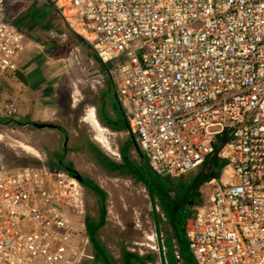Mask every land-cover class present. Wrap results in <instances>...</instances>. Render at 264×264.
Returning a JSON list of instances; mask_svg holds the SVG:
<instances>
[{
	"label": "built area",
	"instance_id": "built-area-1",
	"mask_svg": "<svg viewBox=\"0 0 264 264\" xmlns=\"http://www.w3.org/2000/svg\"><path fill=\"white\" fill-rule=\"evenodd\" d=\"M59 1L69 29L114 65L128 134L156 175L203 170L215 153L224 163L185 223L194 263L264 264V0ZM7 5L0 82L25 42ZM17 115L0 101V117ZM79 186L62 169L0 159V264H83L70 220L83 207Z\"/></svg>",
	"mask_w": 264,
	"mask_h": 264
},
{
	"label": "crops",
	"instance_id": "crops-1",
	"mask_svg": "<svg viewBox=\"0 0 264 264\" xmlns=\"http://www.w3.org/2000/svg\"><path fill=\"white\" fill-rule=\"evenodd\" d=\"M61 3L8 0L7 18L25 35V42L17 71L0 82V101L13 102L23 124L42 125L32 127L34 144L44 153L45 161L54 162L52 168H67L70 176L83 178L84 183L78 182L83 207L70 217L80 232L76 244L83 248V264H190L182 258L177 229L164 212L169 197L162 198L159 190L160 181H166L173 197L170 179L200 172L160 177L151 170L128 134L124 110L115 96L114 65L103 63L92 47L69 29L59 9ZM91 109L101 128L114 135L115 153L104 154L91 138L84 140L86 130L77 132V128H85V115ZM78 138L86 145L81 142L79 146ZM21 142L25 152L39 157L30 147V139L24 137ZM214 179L205 182V190L200 187L203 200L190 211L210 198L208 182ZM149 236H153L157 252L142 247Z\"/></svg>",
	"mask_w": 264,
	"mask_h": 264
},
{
	"label": "rangeland",
	"instance_id": "rangeland-1",
	"mask_svg": "<svg viewBox=\"0 0 264 264\" xmlns=\"http://www.w3.org/2000/svg\"><path fill=\"white\" fill-rule=\"evenodd\" d=\"M43 15L44 12L40 14L41 17ZM6 120L8 119L2 116L0 117V158H2L3 161H5L8 167L32 168L38 166L40 162L41 163L43 162L44 165L47 164L45 165L47 167L49 164L54 165V162L51 159L45 161L43 158L44 153L36 149L34 143H37V141L35 140V131L32 128L33 126H31V123L27 125L23 124L25 122H20L17 119V116L12 120L14 122V123L12 122V124H9L10 122ZM124 120L120 122V124H122ZM22 124L26 126H23ZM83 125L85 126V128L81 130H78L77 128V132L81 133L84 132L83 130H86L85 133L87 132L88 136L84 137L85 141H88V138H91L94 144L97 146V148H99L104 154L110 155L112 152L115 153L114 148L112 146V144L114 143L113 134L106 131L104 133V137L107 139L109 148L112 149L111 152H108L95 140V138L97 137L96 131L91 129L87 124H83ZM11 128H14L16 130H13ZM24 137H27L28 139H30V141H32L31 146L30 144L27 145L32 147L35 151H37L39 157H34L33 155L25 152L22 149L21 141L24 139ZM84 140L78 138L77 144H79L80 146L82 142L83 146L86 145V142ZM85 161L88 162L87 157H85ZM199 172L200 173H194L188 176H184V178L170 179L169 181L170 186L172 189L174 188L175 196L173 197L169 196L168 194L169 186L166 183V181L165 182L160 181L161 184L160 187L162 190H159L157 187L153 186L155 187V191L156 190L160 191L159 194L161 195L162 198L165 197V195L166 196L168 195L169 197L168 200L166 199L168 205L170 206V212L168 213V220L172 225H174V228L177 229L178 242L180 243V248H181L180 254L182 258L185 261L189 262L190 264H193V257L190 253L188 240L185 236L184 224L192 214V211H190L191 208L195 204H197L198 202L200 203L203 200V194L201 193L200 187L203 188V190H205L204 189L205 177L201 175L206 172L205 166L203 170Z\"/></svg>",
	"mask_w": 264,
	"mask_h": 264
},
{
	"label": "trees",
	"instance_id": "trees-1",
	"mask_svg": "<svg viewBox=\"0 0 264 264\" xmlns=\"http://www.w3.org/2000/svg\"><path fill=\"white\" fill-rule=\"evenodd\" d=\"M6 121H9L10 122L9 124H12V122H13L12 120H6ZM52 166L53 165L49 164L48 168L54 169V167L52 168ZM204 166H205L206 172L201 174V175H203L205 177V182H207L211 178L217 179L220 176L222 168L224 166V163L218 159V157L216 156V153H215V154H213L207 158V161H206ZM164 212H166L167 217H168V213L170 212V206L168 205V202L165 204ZM172 226L174 227V225H172Z\"/></svg>",
	"mask_w": 264,
	"mask_h": 264
},
{
	"label": "bare ground",
	"instance_id": "bare-ground-1",
	"mask_svg": "<svg viewBox=\"0 0 264 264\" xmlns=\"http://www.w3.org/2000/svg\"><path fill=\"white\" fill-rule=\"evenodd\" d=\"M86 122H88L89 124H91L92 128L94 131H96L97 133V137L95 138V140L107 151H109V145L107 143V140L104 137V133L105 130L104 128H101L102 126H100L97 122H96V118L94 115L93 110L91 109L86 115H85V119ZM87 123V124H88Z\"/></svg>",
	"mask_w": 264,
	"mask_h": 264
},
{
	"label": "water",
	"instance_id": "water-1",
	"mask_svg": "<svg viewBox=\"0 0 264 264\" xmlns=\"http://www.w3.org/2000/svg\"><path fill=\"white\" fill-rule=\"evenodd\" d=\"M125 125H126V127H128L126 122H125ZM31 126L36 127V128H41L42 127V125H39V124H36V123H32ZM48 127L50 128V126H48ZM63 171L67 172L69 170L67 168H65ZM72 177L75 178L79 183H84V180H83V178L81 176L73 175Z\"/></svg>",
	"mask_w": 264,
	"mask_h": 264
},
{
	"label": "clouds",
	"instance_id": "clouds-1",
	"mask_svg": "<svg viewBox=\"0 0 264 264\" xmlns=\"http://www.w3.org/2000/svg\"><path fill=\"white\" fill-rule=\"evenodd\" d=\"M9 120V119H8Z\"/></svg>",
	"mask_w": 264,
	"mask_h": 264
}]
</instances>
